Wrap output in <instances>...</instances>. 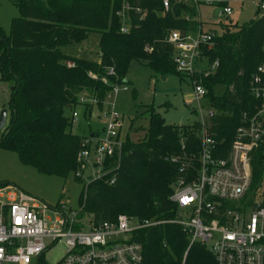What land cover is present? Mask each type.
Here are the masks:
<instances>
[{"label":"trees","instance_id":"trees-1","mask_svg":"<svg viewBox=\"0 0 264 264\" xmlns=\"http://www.w3.org/2000/svg\"><path fill=\"white\" fill-rule=\"evenodd\" d=\"M14 3L20 16L12 21L10 35L5 37L0 29V81L11 87L10 119L0 136V148L14 152L22 164L42 175L62 179L74 175L76 181H82L76 176L81 144L97 137L68 131L73 119L65 112L72 110L73 115L81 103L79 95L88 92L101 102L115 85L129 83L125 80L133 62L163 77L176 73L183 78L172 62L168 36L173 31L185 35L204 28L196 6L178 0H170L167 11L161 0ZM125 4L143 13L129 12L130 34L121 32L117 15ZM213 26L207 29L217 36L207 55L211 61L218 60L219 67L203 84L206 99L215 109L209 132L218 144V157L225 158L243 124V114L253 113L257 104L250 82L264 58V19ZM91 33L100 34L98 63L63 53L64 47L86 41ZM218 85L225 91L216 96ZM146 114L149 128L137 142L122 143L118 166L116 158L107 159V174L84 184L78 218L91 227L114 222L119 215L163 221L133 233V242L143 250V264H216L204 246L189 248L182 227L171 223L177 213L171 200L175 187L197 178L201 126L167 125L153 106ZM251 167L252 187L245 199L249 206L264 196V146L252 153Z\"/></svg>","mask_w":264,"mask_h":264},{"label":"built area","instance_id":"built-area-1","mask_svg":"<svg viewBox=\"0 0 264 264\" xmlns=\"http://www.w3.org/2000/svg\"><path fill=\"white\" fill-rule=\"evenodd\" d=\"M178 1L196 6L199 21L201 4L213 6L219 21L226 23L232 20L234 7H242L246 2L256 4V18L264 19V0ZM161 2L167 11L170 0ZM130 11L143 16L141 9L125 4L117 14L124 34L131 33ZM216 36V32L202 28L185 35L173 31L168 36L175 70L189 78L197 100L206 99L208 90L203 80L214 75L219 67L218 60L211 61L207 55ZM202 62L207 67L200 68ZM109 73L113 74V70ZM116 86L112 88L115 95ZM250 92L257 104L253 113L243 114V124L225 158L218 157V144L209 132L215 112H209L205 118L200 111L196 112L201 126L197 178L189 184L179 182L171 197L177 206L176 218L171 223L182 227L189 248L194 244L204 246L216 264H264V196L256 197L252 206L245 200L253 181L252 153L264 146V58L251 79ZM72 118H77L75 112ZM120 127L117 115L112 113L104 139L93 137L82 142L78 178L83 179L82 171H86L92 155V163L102 170L107 159L116 158L118 166L122 155V144L118 142ZM106 174L102 171L95 179ZM110 184H114V179ZM4 196L6 200H2ZM48 211L46 205L24 192L0 190V264H45L44 254L59 242L67 246L59 264H143V250L133 242V233L164 223L119 215L114 222L91 227L79 221V212L68 215L60 208L53 219Z\"/></svg>","mask_w":264,"mask_h":264},{"label":"rangeland","instance_id":"rangeland-1","mask_svg":"<svg viewBox=\"0 0 264 264\" xmlns=\"http://www.w3.org/2000/svg\"><path fill=\"white\" fill-rule=\"evenodd\" d=\"M15 0H0V29L5 37L10 35L12 21L20 16ZM257 5L246 2L235 6L232 20L244 24L254 20L258 14ZM204 31L212 24L217 28L220 23L213 6L201 4L199 6ZM100 34L91 33L88 39L79 44L66 46L62 49L67 56L86 59L98 63ZM201 63L200 68L207 67ZM127 84L117 85L118 93L109 90L101 102H97L93 95L83 92L84 98L76 108L77 118H72V110H67V118L73 119L68 131L79 137L96 135L98 139L105 138V129L110 123V114L117 115L121 127L118 131V142L127 139L137 142L149 128L147 108L153 106L165 120L167 125L194 128L198 125V112L205 118L209 112H215L207 99L197 100L193 94V85L189 78L170 74L165 77L154 73L145 64L131 63L126 75ZM10 85L0 81V114L6 109L10 100ZM225 88L218 85L214 88L216 96L222 95ZM80 102V101H79ZM197 112V113H196ZM10 112L8 110V121ZM96 139L93 140V144ZM94 155L87 162L86 171H82V181H76L74 175L66 179L47 176L38 173L34 168L22 164L14 152L0 148V190L5 193L21 191L37 199L49 208L48 215L55 218L58 209L71 212L80 211V197L87 181L105 173V169L92 163ZM2 200H6V196ZM79 219V218H78ZM79 221H81L79 219ZM82 222V221H81ZM83 223V222H82ZM85 225L89 226L87 222ZM67 246L59 242L44 254L45 264H59L66 255Z\"/></svg>","mask_w":264,"mask_h":264},{"label":"water","instance_id":"water-1","mask_svg":"<svg viewBox=\"0 0 264 264\" xmlns=\"http://www.w3.org/2000/svg\"><path fill=\"white\" fill-rule=\"evenodd\" d=\"M7 114V110H3L0 114V136L7 125ZM91 137H93V135Z\"/></svg>","mask_w":264,"mask_h":264},{"label":"crops","instance_id":"crops-1","mask_svg":"<svg viewBox=\"0 0 264 264\" xmlns=\"http://www.w3.org/2000/svg\"><path fill=\"white\" fill-rule=\"evenodd\" d=\"M4 110H6V109H4ZM7 112H8V110H7ZM7 121H8V114H7Z\"/></svg>","mask_w":264,"mask_h":264}]
</instances>
